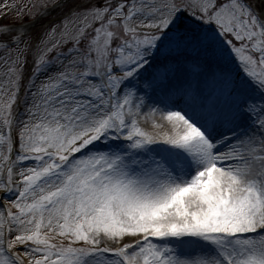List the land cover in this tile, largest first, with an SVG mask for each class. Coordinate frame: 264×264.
<instances>
[{"label": "snow or ice", "instance_id": "6c2138e0", "mask_svg": "<svg viewBox=\"0 0 264 264\" xmlns=\"http://www.w3.org/2000/svg\"><path fill=\"white\" fill-rule=\"evenodd\" d=\"M13 12L0 264H264V0Z\"/></svg>", "mask_w": 264, "mask_h": 264}, {"label": "rangeland", "instance_id": "374dc122", "mask_svg": "<svg viewBox=\"0 0 264 264\" xmlns=\"http://www.w3.org/2000/svg\"><path fill=\"white\" fill-rule=\"evenodd\" d=\"M17 2L19 3H26L29 2V0H17ZM3 14L0 13V16H2ZM62 15V13L57 10L54 13H50L49 16L46 19H50V21H57L58 18ZM28 20L24 19L21 20V18H19L14 12L11 14L10 17L5 18V19H0V24H19V23H25L27 24Z\"/></svg>", "mask_w": 264, "mask_h": 264}]
</instances>
